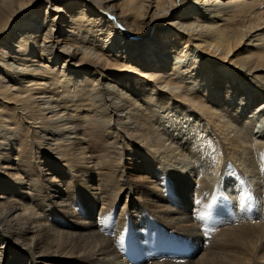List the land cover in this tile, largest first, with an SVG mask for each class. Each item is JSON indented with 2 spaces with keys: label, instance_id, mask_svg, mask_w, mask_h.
I'll list each match as a JSON object with an SVG mask.
<instances>
[{
  "label": "bare ground",
  "instance_id": "6f19581e",
  "mask_svg": "<svg viewBox=\"0 0 264 264\" xmlns=\"http://www.w3.org/2000/svg\"><path fill=\"white\" fill-rule=\"evenodd\" d=\"M117 27L141 47L156 32L172 63L85 36L111 41ZM193 47L207 60L184 65ZM249 105L264 122V0H0V264H126L133 245L136 264H264L252 219L264 218V127L243 117ZM170 122L195 132L196 160L165 145ZM148 231L149 244L200 235L169 259Z\"/></svg>",
  "mask_w": 264,
  "mask_h": 264
},
{
  "label": "rangeland",
  "instance_id": "374dc122",
  "mask_svg": "<svg viewBox=\"0 0 264 264\" xmlns=\"http://www.w3.org/2000/svg\"><path fill=\"white\" fill-rule=\"evenodd\" d=\"M44 17V15L42 16V14H41V16H39V18H43ZM30 18H33L34 20H32V19H30ZM29 19H26L27 21L29 20L30 21V23L32 22L33 24L36 22V18H34V16L33 15H31V17H30ZM37 20H38V18H37ZM42 20V19H41ZM48 21V20H47ZM46 21V22H47ZM45 22V21H44ZM27 23V22H26ZM25 24V23H24ZM33 24H30L29 26H31L30 27V31H32L34 34H41L42 32H43V30H44V28H42V27H40V25L41 24H43L42 22H40V21H38V22H36L34 25ZM18 25H19V23H18ZM61 27V34L62 35H64L65 34V36H67L68 34L67 33H64V31H66L67 30V28H65V25L64 24H61L60 26H59V28ZM35 29V30H34ZM56 29H58V26L55 28V30ZM36 32V33H35ZM58 32H60V31H58ZM58 32H57V35H56V37H60L61 36V38L60 39H63L64 37L59 33L58 34ZM115 32L117 33V34H115L114 36V40L112 39L111 41H108V39H106V36L104 37H102V36H97V37H94L93 35V37H94V39H93V37L91 36V35H85V36H87L86 38H87V41L88 42H90V43H93V44H95L96 46H98V45H101V46H104L106 49H105V51L107 52V51H109V53H110V55H114V51H116V49H118V47L119 48H121V47H124L126 44H127V46H129V47H131L132 45H128V44H130L131 43V41H134V42H137V44L135 45V48H137V50H138V57L139 58H141V59H143L144 60V62L145 63H149L150 61H152L153 60V58H151V57H149V58H147L146 59V56H145V54H144V49H150V50H152V55L154 56V57H156V56H159L160 58L159 59H161V61H162V65L164 64V63H166V64H170V63H172V58H171V56H168V57H161L162 56V54H158L157 53V51H161V50H159V49H157L156 48V46H157V43H158V36H155L157 33L155 32L154 33V31H152V34L150 35V36H148V37H146L144 40H141V42L143 41L144 42V44L142 45V47L141 46H139V44H140V42L138 43V41L137 40H135V39H133V38H131V36L129 35V34H127L126 32H125V30H123L122 28H119V27H117V29L115 30ZM81 33V32H80ZM83 33V32H82ZM81 33V34H82ZM11 34L15 37V36H17L18 34H19V32L17 31H14V29H11ZM84 34H82V36H83ZM130 38H129V37ZM155 36V37H154ZM6 38V37H5ZM95 38H97V39H95ZM6 40H9L8 38H6ZM93 42H92V41ZM168 40V39H167ZM127 42H129V43H127ZM101 43V44H100ZM107 44V45H106ZM132 44V43H131ZM59 45H60V47H61V49H66V48H68V47H64V44L63 43H59ZM180 44H178L177 46H179ZM107 48H109L108 50H107ZM143 48V50H141ZM180 46L178 47V49L180 50ZM166 55V54H165ZM191 56V57H190ZM186 61L184 62V65L185 64H187V62H191V61H205V60H207V57H206V55L205 54H203L199 49H197V48H192L191 50H190V53H189V56H188V58H186L185 59ZM9 63H11V64H13V62H9ZM15 67H17L18 65H16V64H13ZM62 68V67H61ZM66 68V67H65ZM64 68V69H65ZM63 69V70H64ZM217 72H218V74H221L222 76H223V78L224 79H227V80H229L230 81V83L231 84H233V86H234V88L235 89H237L238 91H240V92H243V90L245 89V86L246 85H248L247 83H246V79L245 78H243V76L240 74V72L238 71V70H236V69H231V68H227L225 65L223 66V65H220V66H218L217 67ZM239 77V78H238ZM240 77H241V79H240ZM243 78V79H242ZM222 79V78H221ZM244 80H246L245 82H244ZM108 83V82H107ZM204 84L203 85H205L206 83L205 82H203ZM249 84H251V86H250V88H252V87H254L255 86V84H252V83H249ZM186 86H191V85H189V83H188V85H186ZM111 87H109V89H110ZM210 88H212L211 87V85H210ZM250 90H252V89H250ZM249 93H251L250 91H249ZM254 93V92H253ZM217 91H215V96L216 97H218L217 95ZM251 101H252V99H251ZM139 103H140V101H139ZM142 103V102H141ZM143 104V108H148V109H154V110H158L159 112H163L161 109H162V107H161V109L158 107V105H154V106H151V105H147L146 103H142ZM252 105H253V103H252ZM247 108H249V110L245 113V115L243 116V117H245V118H248L249 116H251V115H253L252 117H249V120L251 119V122H253V123H256V125H257V127L258 128H261L262 130H263V125H264V122L262 121V119H261V117H260V114H261V112L259 113L258 111L257 112H255V113H252V110L254 109V107H252V109H250L251 107H250V105L247 107ZM264 109V108H263ZM262 109V110H263ZM161 110V111H160ZM168 113V112H167ZM187 114V113H186ZM192 120H193V122H195V124H199V126H200V121L198 120V118L196 117V115H194V112H192L191 111V113L190 112H188V114H187ZM176 117L179 119L181 116H179V114H177L176 115ZM175 117V118H176ZM182 121V120H181ZM260 121H262V123L260 122ZM177 124V123H176ZM176 124L175 123H171L170 122V124L169 125H167V126H165L164 127V129H163V131H162V133L163 134H161L162 135V138L164 139V140H167L166 141V144L165 145H168L169 143H170V145H172V146H174V147H176L177 146V148L179 149L180 147V149L178 150L179 151V153H178V151H176L179 155H180V157H182L184 160H186V161H188V159H190V160H192V161H194V160H196V158L199 156V149H198V147H196V146H192L190 143L192 142V136L190 137V135H195V132L194 131H192L191 133H190V135H188L189 133H185V132H187L186 131V127H187V124H185L184 122H181V124H180V128L178 127V126H176ZM203 124V122L201 123V125ZM168 127V128H167ZM203 127V125L200 127V128H202ZM177 129V130H176ZM178 129H180L179 131H178ZM261 129H259V133L260 132H262V130ZM173 130V131H172ZM182 131V132H181ZM171 132H172V134H171ZM175 133H176V135H175ZM180 134V135H179ZM260 134H262V133H260ZM166 135V136H165ZM185 135V136H184ZM168 136V137H167ZM180 136V137H179ZM259 136V135H258ZM190 138V140H189V138ZM172 138V139H171ZM174 138V139H173ZM177 139V140H176ZM180 139V140H179ZM172 140V141H171ZM176 141V142H175ZM173 143V144H172ZM177 144V145H176ZM191 151V152H190ZM198 151V152H197ZM182 152H184V153H182ZM185 154V155H184ZM198 154V155H197ZM184 156V157H183ZM196 156V157H195ZM185 157H186V159H185ZM181 158V159H182ZM188 158V159H187ZM230 161V159H228L227 158V163ZM226 166V165H225ZM228 175V176H227ZM226 176L224 175V180H222V182H223V185L226 187H228V185L230 186L231 184L233 185V182H232V180L230 181V179H232V177L230 176V174H227ZM230 179H229V178ZM225 181V182H224ZM228 182H229V184H228ZM231 182V183H230ZM242 182H239L238 181V185L240 186V184H241ZM236 185V184H235ZM234 185V186H235ZM243 185H245V183H243ZM246 186V185H245ZM236 187V189H237V186H235ZM235 187H233V189L234 190H236L235 189ZM182 202V201H181ZM178 203L177 202V204H178V207L179 208H181V206H182V204L183 203ZM186 204V203H185ZM180 205V206H179ZM186 206H187V208H186ZM184 208H181L182 209V211H187L188 209H189V206H188V204H186L185 206H183ZM178 208V209H179ZM252 208V207H251ZM184 209V210H183ZM253 209V208H252ZM255 210L253 209V218L252 219H256L255 220V222L257 223V221H258V223L259 224H261V226L264 228V218H263V216L262 215H260V214H257V213H260L259 212V210H256L255 212H254ZM225 213H222V215H224ZM262 216V217H261ZM152 232L151 231H148L147 232V236H146V243H148L149 244V240H147V239H150L151 240V238H152V234H151ZM261 234H262V237L264 236V229H262V231H261ZM184 235H188V237L187 236H184ZM184 235H179L178 237H176L175 239H173V238H167V237H160V240H158V238H155V237H153V238H155V239H157V240H154V241H152L153 243H151V244H149L148 246H147V248H150V250H151V252H152V250H154L155 249V251H157L158 253H160V254H162V255H165L167 258L169 257V259H173L172 257H174V256H176V255H178V256H186L188 253H190L191 252V249H193L194 247H196L197 245V240H198V238H199V235H200V233L198 232L196 235H193V234H190V233H185ZM143 235H136V234H133V237H134V239L136 240V238H141ZM110 237H112V236H110ZM150 237V238H149ZM166 238V239H165ZM189 238V239H188ZM164 239V240H163ZM193 241V242H192ZM263 241H264V237H263ZM162 242V243H161ZM190 242H192V243H190ZM121 244V243H120ZM194 244V245H193ZM125 245V244H124ZM123 245V246H124ZM151 245V246H150ZM156 245V246H155ZM165 245V246H164ZM171 245V246H170ZM193 245V246H192ZM135 245H133V246H127V247H123V249H122V251L120 252V254H119V256L121 257V256H124V257H121V259L126 263V264H136L137 263V260H138V256H139V254H138V252H135L134 254H133V247H134ZM154 246V247H153ZM151 248H154V249H151ZM170 248V249H169ZM172 248H175V249H172ZM125 250V252H123ZM137 255V256H136ZM148 256H149V254H148ZM133 257V258H132ZM137 259V260H136ZM193 259H195V258H193ZM127 260H130V261H127ZM131 262V263H130ZM255 262V264H256V262L257 261H254Z\"/></svg>",
  "mask_w": 264,
  "mask_h": 264
}]
</instances>
